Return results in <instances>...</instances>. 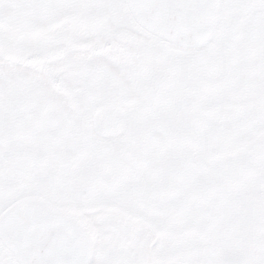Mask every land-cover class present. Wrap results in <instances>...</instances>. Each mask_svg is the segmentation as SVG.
Returning <instances> with one entry per match:
<instances>
[{
  "label": "snow or ice",
  "instance_id": "6c2138e0",
  "mask_svg": "<svg viewBox=\"0 0 264 264\" xmlns=\"http://www.w3.org/2000/svg\"><path fill=\"white\" fill-rule=\"evenodd\" d=\"M0 264H264V0H0Z\"/></svg>",
  "mask_w": 264,
  "mask_h": 264
}]
</instances>
